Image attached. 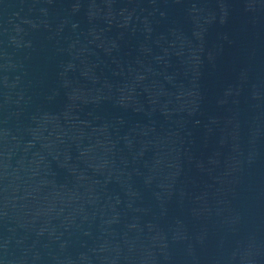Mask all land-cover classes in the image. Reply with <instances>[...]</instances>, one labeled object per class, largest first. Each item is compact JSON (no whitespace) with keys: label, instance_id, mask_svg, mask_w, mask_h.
Segmentation results:
<instances>
[{"label":"water","instance_id":"95a60500","mask_svg":"<svg viewBox=\"0 0 264 264\" xmlns=\"http://www.w3.org/2000/svg\"><path fill=\"white\" fill-rule=\"evenodd\" d=\"M0 264H264V0H0Z\"/></svg>","mask_w":264,"mask_h":264}]
</instances>
